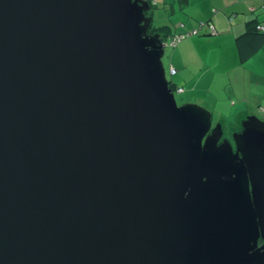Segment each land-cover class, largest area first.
Here are the masks:
<instances>
[{
  "label": "water",
  "instance_id": "1",
  "mask_svg": "<svg viewBox=\"0 0 264 264\" xmlns=\"http://www.w3.org/2000/svg\"><path fill=\"white\" fill-rule=\"evenodd\" d=\"M157 3L0 0V264H264V119L178 103Z\"/></svg>",
  "mask_w": 264,
  "mask_h": 264
},
{
  "label": "crops",
  "instance_id": "2",
  "mask_svg": "<svg viewBox=\"0 0 264 264\" xmlns=\"http://www.w3.org/2000/svg\"><path fill=\"white\" fill-rule=\"evenodd\" d=\"M164 7L156 13L160 24L181 12L176 29L195 32L173 46L165 64L185 97L208 108L218 122L264 114V46L242 59L237 43L247 22L264 23V0H164Z\"/></svg>",
  "mask_w": 264,
  "mask_h": 264
},
{
  "label": "trees",
  "instance_id": "3",
  "mask_svg": "<svg viewBox=\"0 0 264 264\" xmlns=\"http://www.w3.org/2000/svg\"><path fill=\"white\" fill-rule=\"evenodd\" d=\"M152 13H153V7H152V11L150 12V14H152ZM160 21H159V19H157V25H161V26L159 28L152 26L150 32H155V31L161 32V35L164 38L165 42L170 43L173 40H177L178 37H180L181 35H184L185 37L183 39H185L187 37L186 36L187 34H189V33L195 34V32L178 31L176 29V27H177L176 25H174V31H173L172 27H170L168 25L170 23L166 22V23L160 24ZM260 25L264 26V23H262L258 20H250L246 24L245 32L237 38V43L239 46L240 55H241L242 59H247V58L252 57L255 53H257L260 50L261 47L264 46V28H262V29L258 28ZM168 28H169V30H168ZM164 29H166V30H164ZM170 30H171V32H169ZM183 39H181L180 41H182ZM180 41H176V43L172 46L177 45ZM167 74L169 75L168 72H167ZM168 77L170 79V85L173 88L174 92L178 91V89L180 87H177V84L173 81V79L170 75ZM179 93H182V91Z\"/></svg>",
  "mask_w": 264,
  "mask_h": 264
},
{
  "label": "rangeland",
  "instance_id": "4",
  "mask_svg": "<svg viewBox=\"0 0 264 264\" xmlns=\"http://www.w3.org/2000/svg\"><path fill=\"white\" fill-rule=\"evenodd\" d=\"M163 3H164V0H158V3L157 4H154L153 11L155 13H158L160 11V9H163L164 10L165 7L163 8ZM170 13L172 14V12H170ZM154 15H155V17H157V14H154ZM168 16H170V15H168ZM182 16H183V14H181V12H178L177 15H173V20H172L173 25H172V23H170L171 22V18H170V21L167 20V22L170 23L168 25L170 27H172L173 31H174V25L179 26V23L182 20V18H181ZM161 17L167 18L164 15H162ZM155 22H156V20H155ZM164 30H166V29H164ZM168 30H169V28H168ZM169 32H171V30ZM174 48L175 47H173L172 45H168V46L165 47V55L163 56V61L165 62V64L168 63V58H169V56L172 53V51H173ZM175 95H176V99H177V101H178L179 104H183V103H195V104L201 105L200 103H196V102H193V101H189L185 97V95L183 93H179L178 91H175ZM201 106H204V105H201ZM259 117H261V118L264 119V114H260ZM243 119L244 118H242V119H236L233 116H229V117H226V119H222L221 122H218V119H216V117L213 116V124L216 125L218 123H221L222 124V127H223V131H224V137L225 138L228 137V138H231L232 139V135L236 131H240L241 130Z\"/></svg>",
  "mask_w": 264,
  "mask_h": 264
},
{
  "label": "built area",
  "instance_id": "5",
  "mask_svg": "<svg viewBox=\"0 0 264 264\" xmlns=\"http://www.w3.org/2000/svg\"><path fill=\"white\" fill-rule=\"evenodd\" d=\"M258 28H264V26L263 25H260ZM193 33H189V34H187L186 36H188V35H192ZM185 36L184 35H181L180 37H178V39L177 40H173V41H171L169 44L170 45H174L175 43H176V41H180L181 39H183ZM171 73L172 74H175L176 73V69L175 68H171ZM181 91H183V89L182 88H179L178 89V92H181Z\"/></svg>",
  "mask_w": 264,
  "mask_h": 264
},
{
  "label": "flooded vegetation",
  "instance_id": "6",
  "mask_svg": "<svg viewBox=\"0 0 264 264\" xmlns=\"http://www.w3.org/2000/svg\"><path fill=\"white\" fill-rule=\"evenodd\" d=\"M213 126H215V124H213ZM260 244H262V241H260Z\"/></svg>",
  "mask_w": 264,
  "mask_h": 264
}]
</instances>
